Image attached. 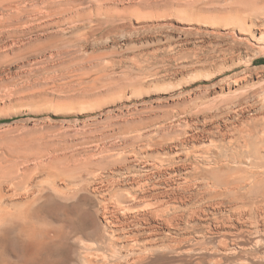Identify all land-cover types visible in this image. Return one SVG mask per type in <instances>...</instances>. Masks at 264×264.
<instances>
[{"label": "rangeland", "instance_id": "374dc122", "mask_svg": "<svg viewBox=\"0 0 264 264\" xmlns=\"http://www.w3.org/2000/svg\"><path fill=\"white\" fill-rule=\"evenodd\" d=\"M249 159L264 0H0V264H264Z\"/></svg>", "mask_w": 264, "mask_h": 264}, {"label": "bare ground", "instance_id": "6f19581e", "mask_svg": "<svg viewBox=\"0 0 264 264\" xmlns=\"http://www.w3.org/2000/svg\"><path fill=\"white\" fill-rule=\"evenodd\" d=\"M250 135V134H249ZM260 146V145H259ZM252 149V148H251ZM249 152V151H248ZM261 154V153H260ZM233 157V156H232ZM255 160V159H254ZM254 160H252V159H249V168L248 169H245V171L243 172V170H240V169H238V167L236 168V170H239V175H240V173L242 174V175H240V177H239V175H238V177H236L237 179H232L231 181H229V180H227L226 182H227V186L228 187H230L229 189H235V191L238 189V188H240L244 183H246V181L247 180H249V181H253V183H258V182H262V181H260V176L259 175H262V174H264V171H263V169H262V171L261 170H259L258 169V167H262L261 165H262V162H260V161H258V162H255ZM262 160V159H261ZM239 161H242V160H238L237 159V162H239ZM263 161V160H262ZM168 162V161H167ZM244 162V161H243ZM241 163V162H240ZM237 165H239V164H237ZM263 168V167H262ZM241 169H243V167H241ZM261 169V168H260ZM161 170V169H160ZM235 170V171H236ZM238 173V172H237ZM232 176V175H231ZM235 176H237V175H235ZM233 177H234V175H233ZM232 177V178H233ZM262 177H264V175H262ZM251 178V179H250ZM263 179V178H262ZM200 183V182H199ZM251 183V182H250ZM214 184H216V183H214ZM246 184H249V182H247ZM251 186V185H250ZM42 189H44V188H42ZM206 190V189H205ZM32 191V190H31ZM226 191V190H225ZM234 191V190H233ZM206 192V191H205ZM228 192V191H227ZM28 193V192H27ZM227 194V193H226ZM29 196V195H28ZM241 196V195H240ZM44 198V197H43ZM223 198V197H222ZM242 198L243 197H241V200H242ZM209 199V198H208ZM243 199H246V198H243ZM244 201V200H243ZM242 201V202H243ZM26 203V202H25ZM1 210V209H0ZM4 210V209H3ZM26 212V211H25ZM11 213V212H10ZM30 213V212H29ZM1 214V213H0ZM12 215V214H11ZM5 216H7V215H5ZM19 217V216H18ZM27 221V220H26ZM47 233V232H46ZM45 235V234H44ZM54 243V242H53ZM51 246V245H50ZM43 261V260H42Z\"/></svg>", "mask_w": 264, "mask_h": 264}, {"label": "clouds", "instance_id": "9594fccd", "mask_svg": "<svg viewBox=\"0 0 264 264\" xmlns=\"http://www.w3.org/2000/svg\"><path fill=\"white\" fill-rule=\"evenodd\" d=\"M110 259L113 261V264H123L124 253L118 248L113 249Z\"/></svg>", "mask_w": 264, "mask_h": 264}]
</instances>
